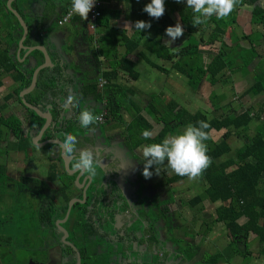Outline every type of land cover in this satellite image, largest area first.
Listing matches in <instances>:
<instances>
[{"label": "crops", "instance_id": "0c3cea01", "mask_svg": "<svg viewBox=\"0 0 264 264\" xmlns=\"http://www.w3.org/2000/svg\"><path fill=\"white\" fill-rule=\"evenodd\" d=\"M7 1L0 0V7L4 4L7 7ZM102 1L101 16L96 21L95 27L92 28L89 15L86 20H82L81 17L73 14L66 23L59 25L58 22L71 12V0H14L12 7L18 11L25 22V26H21L13 14L9 15L8 8L0 12V53L6 51L12 66L22 69L25 75H29V72L34 73L39 66H44L39 72L35 89L24 95L26 102L31 105L38 107L43 103L40 109L44 114L52 111L53 116L57 117L58 103L64 104L70 92L79 98V103L82 102V97L88 96V93L92 96L97 95L95 97L101 100L105 99V101L113 97L122 106L124 119L125 116H129V120L123 124L128 125L130 130L134 122H137L140 114L149 123L154 122L156 125H161V129L152 136L154 138L163 128V124L158 122L161 121V116L156 119L157 115H152V112L157 114L159 110L155 96H159L161 101L168 99V97L170 99L176 90V98L181 100L182 89L184 85L187 86L188 84V78L185 75L174 73V63L167 56L180 50L184 47L183 45H187L189 35L184 31L183 36L173 42L171 46L165 44L170 38L165 34L167 27H163L161 23L167 22L169 16V22H173V26L177 22L182 25L180 13L176 11L173 0H165V14L158 20L151 18L143 11L151 0ZM182 3L186 5L185 1ZM238 4L228 17L220 19L218 22H223L228 26L224 27L223 30L226 31V35L237 40L236 42L242 43L247 41V38H251L253 41L252 35H260V38L256 40L257 45L255 42L252 43L256 45L257 50L260 43L264 42V29L252 22L253 9L256 5L264 9V0L257 1L255 5L245 3L240 6ZM212 19L217 18L215 15L212 16L206 23L209 27L202 25L199 27V31L193 34V37L200 42L199 52L202 55H215L212 49L218 48V53L221 44L220 41H217L220 40L217 38L218 34H221L219 33L220 29L214 26L215 21ZM137 20L150 22L151 28L138 32L126 25V22ZM198 34L199 38L197 37ZM202 37L204 41H202ZM250 45L249 43L248 46H243L250 48ZM41 49L49 53L50 61H45V55ZM32 58L36 60L35 67L31 64ZM240 61L239 59L238 63ZM205 63H209L208 60ZM253 69L252 67V75L251 69H248L249 74L247 76L251 81L246 90L253 84ZM13 71L15 72L14 69ZM13 74V72L3 73L0 71V114L4 116L5 120L12 117L18 118L21 122L22 132H26L28 124L24 122L25 117L28 116L34 120L41 119L36 116L34 111L24 106L23 98H21V93L30 85L23 86L22 82H15ZM226 76L229 78L221 82L226 84L225 87L229 86L228 84L231 85L232 81L235 83L236 79L242 84H239L240 86L248 83L247 76L236 79L229 74ZM31 77L33 78V74ZM168 81H171L173 87L167 84ZM205 82L215 89L221 87L220 82L214 85L205 79L202 84ZM167 86L172 90L165 92ZM235 90L238 91L237 87ZM155 91L159 93L155 94ZM177 91L179 95H177ZM243 93L244 91L241 92V95ZM213 94L214 91L212 90L211 95L213 96ZM241 95H239V100L245 101L246 104L249 102L248 98L254 99L252 97L241 98ZM225 100L228 102L227 98ZM123 101L130 105L133 110L132 114L128 113L131 110L123 107ZM261 101L260 105L264 103L263 97ZM220 102L219 107L225 114L238 116L250 108L254 109V106L250 107L249 105L240 114H236L235 108L226 113L224 109L228 104L223 106L224 104L222 105ZM169 104L170 102L167 103V106ZM4 105L5 108L2 109ZM195 112L199 111H192L191 113ZM209 115V118H213L212 112ZM254 123L260 125L258 121ZM2 130L5 139L0 142L2 143L1 146H10V151H12L6 158L9 163L14 164L20 155L21 158L23 155L13 151L14 147L17 146V139L12 129H8L4 125ZM80 130L82 132L88 131L82 127ZM225 132L226 130L223 129L217 133H222L223 137ZM247 133L248 131L246 133L243 131L235 132L233 137L229 139L230 145L235 136L246 139V143L243 146L231 145V152L227 159H236V152L245 147L249 141L244 136ZM174 135L175 133H171L168 137ZM132 137L136 143L138 137L135 136V133ZM212 138L217 143L221 140L220 138L215 139L214 135ZM77 146H88V143L78 140ZM225 161L226 158L220 162ZM167 171L168 168L165 164L161 166L159 175L154 173L157 177L155 196L161 194L164 199L169 196L164 191L169 189L165 187L163 191L162 188L170 182V179L172 180L177 176L172 170L170 175L164 176L163 173L166 174ZM41 172V177L45 180L48 172L45 169ZM189 181L203 183V194L195 195L192 193L188 195L195 188L189 186L187 189L190 191H187L182 189V185ZM178 186L179 198L174 199L173 207L176 210L174 215L180 218L177 225L180 232L178 230L177 233H171L169 225L165 224L162 241L153 240L154 242H151V246H154L153 248L156 250V255L153 253L151 257L146 256V245H144L143 237H139L137 242L144 248V251L131 257L127 256V258L119 252V247L113 249L108 244L110 250L106 249L105 251L99 250L102 243L94 241L88 244V239L84 240L85 234L77 229L78 226L75 222V220H85L87 215L85 213L88 210L85 208L86 205L82 206V203L77 200L82 199V194L74 192L70 193V197L66 198V201H62L58 208L48 215V218L45 217L42 220L37 217V221L33 223L31 229L40 232V234L37 233L35 240L30 237L21 242L19 246L13 243L16 241L14 236L18 226L15 213L11 209H5L4 212L0 211V264H42L41 262H45V264H77L78 255L81 256L82 264H264V226L262 221L256 227L251 226L248 232L238 233L236 232L238 230L234 231L226 222L218 220L220 210L226 204L220 200L212 202L207 197L208 183L205 179L199 177L190 180L187 177ZM260 188L264 190V174ZM184 191L188 192L187 195ZM70 198H73L74 201L68 206L67 202ZM249 221V218L242 217L238 224L241 227L247 226L250 224ZM60 222H63L62 226L69 231L68 238L59 229ZM85 224L88 225V221ZM74 234L76 235L75 238H73ZM96 247L98 250L93 255L92 251ZM39 249H46L50 258L45 261H34ZM88 250L91 253L88 254ZM30 260L33 263H30Z\"/></svg>", "mask_w": 264, "mask_h": 264}, {"label": "flooded vegetation", "instance_id": "af4514ba", "mask_svg": "<svg viewBox=\"0 0 264 264\" xmlns=\"http://www.w3.org/2000/svg\"><path fill=\"white\" fill-rule=\"evenodd\" d=\"M95 96L88 93V96L81 98L82 102L77 107L71 109L58 103L61 110L57 115L64 116L59 140L65 137L62 133H71L77 140L88 143V146H77L78 151L88 148L99 150L96 174L93 176L74 168L75 159L67 158L59 146L44 145L52 139L47 131L39 145H34L36 137L30 136L31 130L37 128L40 131L45 121L27 116L24 122H27L28 130L22 132L24 142L17 139V146L13 150L23 157L20 155L14 164L9 163L6 156L12 150L10 146H1L0 143V211L11 209L15 213L18 226L13 243L19 246L30 237L35 240L37 233L40 234L31 229L37 217L42 220L48 218L62 201L70 197V193L77 192L82 194L78 202L86 205L88 212L85 213V220L75 222L77 229L85 234L84 240L88 239V244L94 241L102 243L99 250L105 251L110 250L109 246L113 249L119 247V252L127 258L144 251L137 242L139 237H143L146 256L151 257L153 253L156 255L151 242L162 241L165 224L169 225L171 233L180 232L177 226L180 218L174 215L176 210L173 207L174 199L179 198L180 183L170 179L164 185L162 190L165 187L169 189L163 190L169 195L167 199L161 194L155 196L157 177L153 174L150 179H145L142 174L144 146L135 144L134 133L128 125L123 124L122 106L113 97L105 101ZM82 108L96 116L101 112L105 114L97 124L84 132L80 130L77 119ZM1 117L4 118L2 114ZM44 169L48 172L45 180L41 177ZM174 188L177 190L173 191ZM72 201L73 198L68 200V206ZM87 221L88 225L85 224ZM97 250L96 247L92 254L95 255ZM89 253L91 251L88 250Z\"/></svg>", "mask_w": 264, "mask_h": 264}, {"label": "trees", "instance_id": "16d2710c", "mask_svg": "<svg viewBox=\"0 0 264 264\" xmlns=\"http://www.w3.org/2000/svg\"><path fill=\"white\" fill-rule=\"evenodd\" d=\"M259 0H239L238 5L245 3L255 5ZM176 11H179L181 16V23L189 35L188 44L183 45L180 50H177L173 54H168L169 59L174 63V69L179 73L185 75L188 78V85L191 89H198L205 79H208L212 84H219L218 82L226 81V75L238 74L244 67L249 72L250 66L255 63L257 67L253 69V84L244 91L241 98L246 97H258L264 94V54L258 53L255 46L252 44L251 38H247L250 48H245L237 40H233L234 44L229 43L225 39L226 31L224 27H228L226 24L219 23L218 19H212L214 25L219 27L220 31L217 38L220 40L219 51L215 55L209 56L210 62L205 63L206 57L200 54L199 47L200 42L193 37L194 33L199 31V25L193 27V12L191 8H187V5L183 3H176L173 0ZM7 9L6 5L0 7V12ZM10 12V11H9ZM9 15H12L10 12ZM168 16L167 22H162L163 27L173 26V22H169ZM252 22L255 25L262 26L264 29V9L256 5L253 9ZM204 27H209L208 24H203ZM202 41H204L202 37ZM209 44L210 42H205ZM216 43V41H214ZM242 50L241 61L238 54ZM236 67V69H235ZM15 70V72L13 71ZM0 71L3 73L13 72V79L15 82H22L23 86H29L31 84L32 72L29 75H25L22 69L14 68L6 51L0 53ZM238 72V73H237ZM228 73V74H227ZM28 76V77H27ZM220 95L215 93L212 96V115L213 118H209L205 112L199 111L195 113L189 112L187 109L179 107L173 104L170 113L159 115L152 112V115L160 117L159 123L163 124L162 130L156 137L151 139H144L142 136L143 130L153 131L154 127L149 123L141 114L137 119V122L132 125L131 131L138 137L136 145H148L152 143H161L164 138L169 134L174 133V129L178 126H188L189 124L199 126L198 121H206L210 127L205 129L209 134V139L204 141L207 145V155L211 157V165L208 167L201 176L208 183L207 197L212 201H222L225 207L220 210L219 221H224L230 225L236 232H248L251 226L256 227L261 223L264 226V190L260 188L262 176L264 174V103L260 105L259 110L255 112V109L250 108L244 111L242 114L236 116L232 114H225L222 112V108L219 107V102L224 101L225 97H222L220 101L216 102ZM5 105L2 106V109ZM179 108V109H178ZM1 109V110H2ZM141 112V111H138ZM173 116V117H172ZM172 117V119H170ZM260 122L257 126L253 136H244L249 140L245 147L236 152V159H227L231 152V145L229 139L233 135L240 132H247L248 127L253 122ZM9 129H12L16 139L20 141L22 139L21 122L18 118L12 117L5 120L3 117L0 119V142L4 141V131L2 130L4 125ZM225 129L226 132L221 138L220 142L213 141L212 132H219ZM24 142V140L22 139ZM26 142V141H25ZM226 158L225 162H220ZM155 169V166H154ZM187 176H175L172 181L182 182ZM242 217L249 218L247 226L241 227L238 221ZM240 229V230H239Z\"/></svg>", "mask_w": 264, "mask_h": 264}, {"label": "clouds", "instance_id": "9594fccd", "mask_svg": "<svg viewBox=\"0 0 264 264\" xmlns=\"http://www.w3.org/2000/svg\"><path fill=\"white\" fill-rule=\"evenodd\" d=\"M175 2L182 3L184 0H175ZM238 2L239 0H186V5L193 12L192 25L197 27L207 23L214 15L218 20L228 17L235 10ZM71 3L70 14L78 15L82 20H86L96 0H71ZM143 11L151 18L158 20L165 14V0H151ZM126 25L138 32L151 28V23L143 20L126 22ZM165 34L170 38L165 44L171 46L173 42L183 36L184 28L177 22L175 26L167 27ZM78 104L79 98L70 92L63 107L71 109L77 107ZM77 119L80 122V127L89 129L90 126L97 124L101 117L93 115L88 109H84ZM197 123L198 127L189 124L182 134L166 137L161 143H152L143 147L142 155L145 162L142 174L145 179H150L153 176L154 173L151 169L154 166L155 174L159 175L161 166L165 164L176 175L187 176L190 180H195L203 175L212 162L211 157L207 155V145L204 143L209 139V134L205 129H208L210 125L206 121H198ZM142 136L146 140L151 139L153 133L143 130ZM77 144V137L71 133H66L59 147L67 158L75 159L74 168L94 176L96 165L99 163L97 155L99 150L88 148L78 151Z\"/></svg>", "mask_w": 264, "mask_h": 264}, {"label": "rangeland", "instance_id": "374dc122", "mask_svg": "<svg viewBox=\"0 0 264 264\" xmlns=\"http://www.w3.org/2000/svg\"><path fill=\"white\" fill-rule=\"evenodd\" d=\"M216 25L217 24H215L214 26H216ZM226 30H227V28H226ZM234 35L236 36V33H234ZM197 37L199 38V34L197 35ZM251 37L253 39V42H255V44H256L257 43L256 40L260 38V35L256 34V35H252ZM225 39H227L228 42L234 44V41H233L234 38H232V36L225 35ZM240 44H243L244 46H248L249 41H244L242 43L240 42ZM256 45H254V46H256ZM212 50H213L214 54H216L218 48H216V49L213 48ZM257 50L259 51L260 54H264V42L260 43V45H259ZM241 55H242V50L238 54V56L240 57V60H241ZM209 56H211V55L210 54L204 55V57H206L205 59L208 60V62H210V59H211V58H209ZM237 62H239V60ZM240 63H242V61H240ZM254 65L255 64L253 63L252 66L250 67L251 75H252V67L253 68L257 67V64L255 66ZM173 69H174V67H173ZM238 72H237L238 73L237 75L233 76L234 79H236L237 77H241V76L242 77H246L249 74V73H247V71H246V69L244 67L242 68L241 71H238ZM174 73H176L177 75L180 74V73H178V71L176 72L175 69H174ZM247 78H248V76H247ZM247 78H246V80L248 81V83L243 85V86H240L242 84H240L239 81H237V79H236L235 83H233V81H232L231 85L228 84L229 86H227V87H225V85H226L225 83H221L220 84L221 87L217 88V89H215V87L212 88L206 82L203 83L202 85H200V87L198 89H195V88L191 89L189 87V85L187 84V86L184 85V87L182 89L183 90V96L181 97V100L176 98V90L173 92V94L171 95L170 99L168 97V99L161 101L159 96H155V97H157L156 103L159 104V111H160L159 115H162L164 113H166V114L170 113V116H171V109H172L171 106L173 104L180 105L182 108L187 109L190 112H192V111H204L206 114L209 115V114H211V110H212V106H213V102H214V101L212 102V99H211V96H212L211 95V91L212 90L214 91V93L216 95H220V98L219 99L217 98L216 102L220 101V99L222 97H225V99L227 98L228 102L226 100L220 102V103H222V105L224 104L223 106L228 104L226 106V108L224 107L225 108L224 110H225L226 113H229V111H231L233 108H235L236 114H240L246 108H248L249 105H250V107L254 106L255 112H257L259 110V105L262 102L261 101L262 97L264 98V96H263L264 94L254 98V99L248 98L249 102L247 104H246L245 101L242 102V101L239 100V95H241V92L246 90V88L248 87V84L251 81L250 78H248V79ZM170 82L171 81H168L167 84L170 85L171 87H173ZM235 85H236L238 91L235 90L236 89ZM169 90H172V89H169V87L167 86V88L165 89V92H169ZM158 93H159L158 91H155V94H158ZM177 95H179L178 91H177ZM173 97H175V98H173ZM168 102H170L169 106H167ZM123 107L126 108V109L131 110V112H128V113L132 114L133 110H132V108L130 107V105L126 101H123ZM128 117L129 116H125L124 122L129 120ZM172 117H170V119H172ZM152 124L154 125V131L152 132L153 136H154L161 129V125H156L154 122H152ZM256 125H259V123H254V122L251 123V125L247 129V131H248L247 135H249V136L250 135H254ZM186 127L187 126H185V127L178 126L173 131H174L175 135H177V134L179 135V134H182L184 132ZM213 135H214L215 139H219V138L221 139V137H222V133H217L215 131H214ZM245 143H246V139L238 138V137L235 136V138L231 142V145L232 146H243ZM170 171L171 170L168 168V171L166 172V174L163 173V175L164 176L170 175L171 174ZM200 179H201V177H200ZM189 186H193L195 189L193 191H191L188 195H191L192 193L195 194V195H202L203 192H204L203 183H197V182L189 181V182L184 183L182 185V189L190 191V190L187 189ZM176 190H177L176 188L173 189V191H176ZM184 193H185V195H187L188 192L184 191Z\"/></svg>", "mask_w": 264, "mask_h": 264}, {"label": "water", "instance_id": "95a60500", "mask_svg": "<svg viewBox=\"0 0 264 264\" xmlns=\"http://www.w3.org/2000/svg\"><path fill=\"white\" fill-rule=\"evenodd\" d=\"M14 0H8L7 1V8L8 10L19 20L21 26H25V22L23 21L22 17L20 16V14L18 13V11H16L13 7H12V3ZM45 55V61H50L49 58V53H47L44 49H41ZM31 64L33 65V67H35L36 65V60L34 58L31 59ZM44 68V66H39L33 73V78L31 81V84L28 88H26L24 90V92L21 93V98H23V103L24 106L27 107L28 109L32 110L35 112L36 116H38L41 120H44L45 124L42 127V129L39 131L37 128H33L31 130V137L35 136V142L34 145L38 146L39 145V141L41 140L43 134L45 131H47L50 134V137H52L51 140L47 141L44 143V145H56L59 146L60 142H62L63 140H59L58 135H59V131L61 130L62 126H63V119L64 116H62L61 114H58L57 117H54L52 114V111H49L48 114H44L43 112H41L42 110L40 109V107L43 105V103H41V105H39L38 107L35 105H31L29 103L26 102L25 99V94H28L30 92H32L36 85H37V79H38V75L39 72L41 71V69ZM61 110V107L59 106L57 108V113H59V111ZM62 135L65 136V133H62ZM59 229L62 230V233L65 234V236H67V238L69 237V231L66 230L62 224L63 222L59 223ZM67 242V241H66ZM175 252V250H174ZM175 254V253H174ZM50 258V254L48 253V251L46 249L42 250L39 249L37 251V255L34 257V261H40L43 260L45 261L46 259ZM30 263H33L32 260H30ZM42 264H45V262H41ZM67 264V263H64ZM77 264H82V259L81 256L78 255V259H77Z\"/></svg>", "mask_w": 264, "mask_h": 264}, {"label": "built area", "instance_id": "2783aa9c", "mask_svg": "<svg viewBox=\"0 0 264 264\" xmlns=\"http://www.w3.org/2000/svg\"><path fill=\"white\" fill-rule=\"evenodd\" d=\"M184 1L186 2V0H184ZM102 5H103V1L102 0H96V3L94 5V7L92 8V10L88 14L90 19H91V22H92V28L95 27L96 21L101 16ZM70 13L71 12H69L63 20L58 22L59 25H63L64 23H66L73 16V14H70ZM104 115L105 114H100L99 116L102 119L104 117Z\"/></svg>", "mask_w": 264, "mask_h": 264}]
</instances>
